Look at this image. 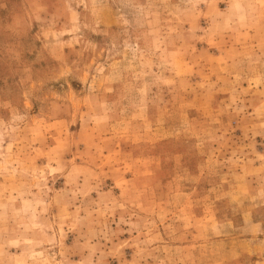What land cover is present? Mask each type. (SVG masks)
Segmentation results:
<instances>
[{"label":"rangeland","instance_id":"obj_1","mask_svg":"<svg viewBox=\"0 0 264 264\" xmlns=\"http://www.w3.org/2000/svg\"><path fill=\"white\" fill-rule=\"evenodd\" d=\"M0 264H264V0H0Z\"/></svg>","mask_w":264,"mask_h":264}]
</instances>
